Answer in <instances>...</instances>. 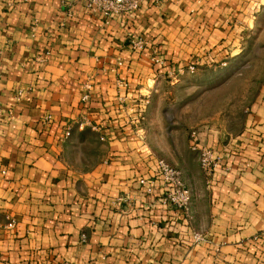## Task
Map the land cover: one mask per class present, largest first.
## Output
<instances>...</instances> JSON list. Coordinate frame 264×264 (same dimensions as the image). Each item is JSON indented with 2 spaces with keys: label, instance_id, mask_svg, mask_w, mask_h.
<instances>
[{
  "label": "crops",
  "instance_id": "crops-1",
  "mask_svg": "<svg viewBox=\"0 0 264 264\" xmlns=\"http://www.w3.org/2000/svg\"><path fill=\"white\" fill-rule=\"evenodd\" d=\"M105 21L78 0H0V264H264V84L237 133L191 137L218 158L209 180L196 151L171 160L187 213L161 204L132 122L167 70L264 48V0H142Z\"/></svg>",
  "mask_w": 264,
  "mask_h": 264
},
{
  "label": "rangeland",
  "instance_id": "rangeland-1",
  "mask_svg": "<svg viewBox=\"0 0 264 264\" xmlns=\"http://www.w3.org/2000/svg\"><path fill=\"white\" fill-rule=\"evenodd\" d=\"M252 38L239 41L242 51L226 66L197 67L176 81H162L152 93L141 125L158 159L170 164L193 154L192 133L240 130L245 109L264 84V48L254 47L253 41L250 46Z\"/></svg>",
  "mask_w": 264,
  "mask_h": 264
},
{
  "label": "built area",
  "instance_id": "built-area-1",
  "mask_svg": "<svg viewBox=\"0 0 264 264\" xmlns=\"http://www.w3.org/2000/svg\"><path fill=\"white\" fill-rule=\"evenodd\" d=\"M85 4V6L91 10L93 13H97L104 17L107 23L110 17L118 15H126L136 12L139 9V3L142 0H78ZM155 4H158L160 0H149ZM146 43L139 37H131L128 48L132 51H143L145 49ZM153 61L162 66L160 61L153 59ZM222 67L226 66L223 62L220 64ZM197 71V66L195 64H188L181 67H175L173 69L167 70L165 72V77L170 81H176L185 74H193ZM91 86L86 83L84 85V94L81 98L82 102H87L90 98ZM2 114V109L0 108V115ZM48 118V117H47ZM143 117H138L132 122H134L135 130L138 136L142 137L144 131L142 128ZM195 133H192L191 137L194 138ZM191 150L196 151L199 156V166L206 178L209 180L212 176L213 170L218 166V158L215 156L214 151L206 146L198 147L195 144L191 145ZM156 173L160 179L162 187L161 204L165 207H169L175 211L187 213L192 200V194L190 189L184 183L181 172L168 164L163 159H157L156 163ZM139 183L141 185H147V193H151L152 188L156 184L153 179H140ZM14 227V221L11 220L7 223L6 228L12 229ZM194 242L201 243L205 239L200 233H194ZM85 240V236H82ZM70 264V263H63Z\"/></svg>",
  "mask_w": 264,
  "mask_h": 264
}]
</instances>
